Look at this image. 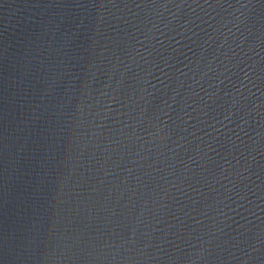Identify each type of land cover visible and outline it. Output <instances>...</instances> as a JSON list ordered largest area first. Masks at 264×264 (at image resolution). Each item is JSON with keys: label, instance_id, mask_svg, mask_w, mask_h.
I'll return each instance as SVG.
<instances>
[{"label": "water", "instance_id": "1", "mask_svg": "<svg viewBox=\"0 0 264 264\" xmlns=\"http://www.w3.org/2000/svg\"><path fill=\"white\" fill-rule=\"evenodd\" d=\"M0 264H264V0H0Z\"/></svg>", "mask_w": 264, "mask_h": 264}]
</instances>
